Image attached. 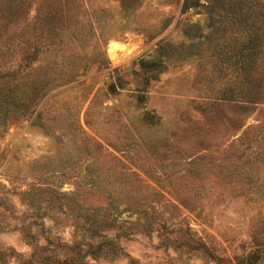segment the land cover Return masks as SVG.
Segmentation results:
<instances>
[{
    "label": "rangeland",
    "instance_id": "rangeland-1",
    "mask_svg": "<svg viewBox=\"0 0 264 264\" xmlns=\"http://www.w3.org/2000/svg\"><path fill=\"white\" fill-rule=\"evenodd\" d=\"M14 1L0 0L2 72L20 67L21 93L62 64L36 111L0 116V264H264V98L237 95L246 62L224 17L251 0ZM57 8L60 50L25 67ZM110 39L135 50L113 62Z\"/></svg>",
    "mask_w": 264,
    "mask_h": 264
},
{
    "label": "trees",
    "instance_id": "trees-1",
    "mask_svg": "<svg viewBox=\"0 0 264 264\" xmlns=\"http://www.w3.org/2000/svg\"><path fill=\"white\" fill-rule=\"evenodd\" d=\"M8 2V13H11L12 5L15 1L8 0ZM59 2L62 3L61 1ZM56 3H51L50 6H55ZM61 15L62 10L59 8L54 12L48 9L42 25L35 29L34 36H32L34 50L24 58L26 60L25 67H31L39 59L43 60L41 56L56 53L60 50L63 42L61 31L64 28ZM224 17L228 20L231 27L235 28L240 34L243 48L241 50L242 57L244 62H246V65L241 69L242 78L237 95L244 99L246 103H258L264 98V92L260 91L264 85V1L251 0V2H241L238 7L230 9ZM12 54L14 53L12 52ZM56 56H58V53ZM179 56H182V54H179ZM228 60L232 61V57L228 58ZM167 61L159 57L152 62L146 63L144 71L147 76L143 78L141 87L138 88L140 93L136 98L138 104L144 103V93L147 92V85L150 81L156 80L158 75L168 68ZM61 64L54 61L50 67H39L35 80L28 83L27 85L29 86H24L25 90L21 93L19 91L20 84L17 80V70L20 67L17 69L11 65L8 67L9 71L2 72L3 65H0V116L3 119V126L7 125L8 119L11 117L26 116L36 111L38 103L50 81L48 72L56 69ZM121 83L122 79L118 78V84H111L108 87V91L111 94H117L118 87H122ZM229 93L230 96L228 97H231L234 91L230 90ZM142 123L154 125L156 116L145 112L142 115ZM257 253L254 252L239 259L238 264H258L260 257Z\"/></svg>",
    "mask_w": 264,
    "mask_h": 264
},
{
    "label": "clouds",
    "instance_id": "clouds-1",
    "mask_svg": "<svg viewBox=\"0 0 264 264\" xmlns=\"http://www.w3.org/2000/svg\"><path fill=\"white\" fill-rule=\"evenodd\" d=\"M105 54L109 60L118 62L129 54L128 45L116 39H110L105 46Z\"/></svg>",
    "mask_w": 264,
    "mask_h": 264
},
{
    "label": "bare ground",
    "instance_id": "bare-ground-1",
    "mask_svg": "<svg viewBox=\"0 0 264 264\" xmlns=\"http://www.w3.org/2000/svg\"><path fill=\"white\" fill-rule=\"evenodd\" d=\"M127 45H128L129 52H131V51H134V50H135V47H132V45H131V44H127Z\"/></svg>",
    "mask_w": 264,
    "mask_h": 264
}]
</instances>
